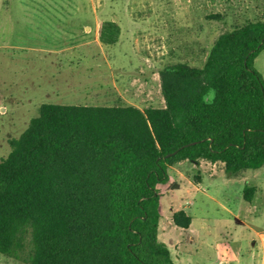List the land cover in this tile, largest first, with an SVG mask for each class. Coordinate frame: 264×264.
<instances>
[{"label": "trees", "instance_id": "16d2710c", "mask_svg": "<svg viewBox=\"0 0 264 264\" xmlns=\"http://www.w3.org/2000/svg\"><path fill=\"white\" fill-rule=\"evenodd\" d=\"M106 27L115 41L118 25L105 22L102 37ZM262 50L264 17L221 33L201 66L167 64L164 106L42 104L0 159V254L25 264H176L159 238L172 167L206 159L234 176L264 166ZM173 221L188 228L192 217L179 210Z\"/></svg>", "mask_w": 264, "mask_h": 264}, {"label": "rangeland", "instance_id": "374dc122", "mask_svg": "<svg viewBox=\"0 0 264 264\" xmlns=\"http://www.w3.org/2000/svg\"><path fill=\"white\" fill-rule=\"evenodd\" d=\"M263 17L264 0H0V159L42 104L108 105L100 76L110 82L115 70L106 58L124 60L122 69L141 59L135 87L120 71L118 86L128 97L139 94L143 109L164 106L167 64L201 66L221 33ZM109 21L119 28L115 41L108 27L101 36ZM254 67L264 80V50ZM171 173L159 238L176 264H264V166L229 176L222 162L186 160ZM179 210L192 217V233L164 234ZM0 264L25 263L0 254Z\"/></svg>", "mask_w": 264, "mask_h": 264}, {"label": "crops", "instance_id": "0c3cea01", "mask_svg": "<svg viewBox=\"0 0 264 264\" xmlns=\"http://www.w3.org/2000/svg\"><path fill=\"white\" fill-rule=\"evenodd\" d=\"M106 59L108 60V63L110 62L111 66L113 68L112 70H115V71L112 72V75L110 76V78H111L110 82H109V79H108L109 77L108 76H105V75H101L100 76V79L102 81L107 82L102 87L103 88L102 92L104 93V95L106 97L105 98V102L108 104L107 106L117 105L115 102H117L116 101L117 98L121 97L124 101H127L131 105H134V106H137V107L143 109L142 106H141L142 103L140 101H138V97H139L138 95L139 94H137V93L134 94L133 92H130V94L127 93V94L130 95V97L126 96V94H124L125 90L124 91L120 90V88L118 86V79L116 78L117 72L120 71L121 74L119 76L125 75L124 76L125 79L130 78L132 80V82H130L128 84L127 88H134L136 81H138L139 78H140L139 75H137V74H138V72L141 71V70L137 69L138 66H134V63L136 61H141V59L138 58L140 60H136V59L132 60L131 67L128 68V69L127 68L126 69H122V67L120 66V63H122L124 61L121 58H111V59L110 58H106ZM67 61H68V63H80V62L83 61V59L82 58H68ZM126 63H128V62H126ZM115 97H117V98L115 99ZM146 106L149 107V105H146ZM202 160L203 159H201L200 161H202ZM193 165L197 166L198 163H193ZM185 211L187 212V209ZM164 214H165V210H164ZM165 229H168V231H170V232H175L177 230H180V234H181L182 230L192 233L193 226H192V222H191V224H190V226L188 228L179 227L175 223H173V225H167L166 224V228H164L163 230H164V234H167L169 232L166 231ZM168 246L170 248V245H168Z\"/></svg>", "mask_w": 264, "mask_h": 264}, {"label": "water", "instance_id": "95a60500", "mask_svg": "<svg viewBox=\"0 0 264 264\" xmlns=\"http://www.w3.org/2000/svg\"><path fill=\"white\" fill-rule=\"evenodd\" d=\"M174 153H176V152H174Z\"/></svg>", "mask_w": 264, "mask_h": 264}]
</instances>
